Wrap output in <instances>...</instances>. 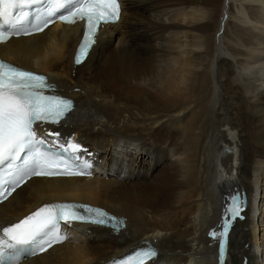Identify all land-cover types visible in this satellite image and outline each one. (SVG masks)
I'll list each match as a JSON object with an SVG mask.
<instances>
[{
  "label": "bare ground",
  "instance_id": "bare-ground-1",
  "mask_svg": "<svg viewBox=\"0 0 264 264\" xmlns=\"http://www.w3.org/2000/svg\"><path fill=\"white\" fill-rule=\"evenodd\" d=\"M120 1L118 23L101 27L78 67L81 25L0 45L2 60L45 74L75 102L65 123L38 131L78 143L94 173L31 179L0 204V225L46 203L89 204L125 228L77 224L72 242L22 264H108L146 244L158 252L146 264H220L236 197L244 205L229 217L225 264H264V0H237L256 8L252 18L235 0ZM228 15L252 38L222 42ZM222 146L235 149L231 169L218 166Z\"/></svg>",
  "mask_w": 264,
  "mask_h": 264
},
{
  "label": "snow or ice",
  "instance_id": "snow-or-ice-1",
  "mask_svg": "<svg viewBox=\"0 0 264 264\" xmlns=\"http://www.w3.org/2000/svg\"><path fill=\"white\" fill-rule=\"evenodd\" d=\"M121 15L120 0H0V44L14 35L43 31L55 20L68 25L84 21L75 57L79 65L95 44L99 26L116 23ZM54 93L46 76L0 60V200L33 176L91 175V164L77 155L79 145L48 147L59 141H49L38 131L46 124L62 125L71 118L73 101ZM46 135L59 137V133ZM242 206L243 202L233 197L232 205L225 209L219 234L220 264H225L229 217H239ZM77 224H111L119 229L123 221L88 205L45 204L21 221L0 225V264H22L20 257L25 252L36 255L54 243L72 242L70 230H78ZM211 235L216 237L215 232ZM157 255V249L146 244L113 264H146Z\"/></svg>",
  "mask_w": 264,
  "mask_h": 264
},
{
  "label": "rangeland",
  "instance_id": "rangeland-1",
  "mask_svg": "<svg viewBox=\"0 0 264 264\" xmlns=\"http://www.w3.org/2000/svg\"><path fill=\"white\" fill-rule=\"evenodd\" d=\"M239 1H241V0H239ZM239 1H237V0H235V1H233V5H232V8H233V10L236 8V5H237V7L239 6V5H241V7H242V9H243V12H245L244 14L246 15H244V17H247V18H252V12L254 11V10H256V8L254 9L253 8V6L251 5V3L250 2H245V1H242V2H239ZM247 3V4H246ZM249 3V4H248ZM239 4V5H238ZM246 5V6H245ZM245 6V7H244ZM234 11H236V10H234ZM232 16H235V15H228V19H230V18H232L231 19V21H232V23L227 27V30H226V35L224 36V38L222 39V42L224 41V43L225 42H228V43H231L232 42V44H233V41L231 40V37H243L244 39L248 36V38L247 39H251L252 38V35L250 34V29L251 28H249L248 26H246V28H245V30L244 29H241V28H239L240 29V32L239 31H236L237 30V27L238 26H236V24H235V22H236V19L234 18V17H232ZM234 18V19H233ZM234 25H235V27H234ZM225 26L226 25H223V27H222V29H223V31L225 30ZM221 29V30H222ZM247 31V32H246ZM257 32H260L259 30L257 31ZM228 33V34H227ZM245 33V34H244ZM220 34H221V32H220ZM258 36H261V35H259L258 34ZM233 37V38H234ZM223 46H225V45H223ZM257 188V187H256ZM256 188H254L253 187V189H254V191H255V189ZM256 194H259V192H256Z\"/></svg>",
  "mask_w": 264,
  "mask_h": 264
},
{
  "label": "water",
  "instance_id": "water-1",
  "mask_svg": "<svg viewBox=\"0 0 264 264\" xmlns=\"http://www.w3.org/2000/svg\"><path fill=\"white\" fill-rule=\"evenodd\" d=\"M235 155V149L233 147L222 146L218 154V166L224 170L225 166L229 169L232 164L233 157ZM231 169V168H230ZM244 205V199L242 200Z\"/></svg>",
  "mask_w": 264,
  "mask_h": 264
}]
</instances>
